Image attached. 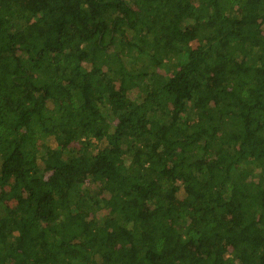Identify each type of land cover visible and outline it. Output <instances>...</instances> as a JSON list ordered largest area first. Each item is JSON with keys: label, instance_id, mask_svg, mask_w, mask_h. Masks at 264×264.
Returning a JSON list of instances; mask_svg holds the SVG:
<instances>
[{"label": "trees", "instance_id": "1", "mask_svg": "<svg viewBox=\"0 0 264 264\" xmlns=\"http://www.w3.org/2000/svg\"><path fill=\"white\" fill-rule=\"evenodd\" d=\"M0 264H264V0H0Z\"/></svg>", "mask_w": 264, "mask_h": 264}, {"label": "rangeland", "instance_id": "2", "mask_svg": "<svg viewBox=\"0 0 264 264\" xmlns=\"http://www.w3.org/2000/svg\"><path fill=\"white\" fill-rule=\"evenodd\" d=\"M34 4H32V6H33ZM192 46L195 48V49H199L200 48V45H199V43L197 42V41H193L192 42Z\"/></svg>", "mask_w": 264, "mask_h": 264}]
</instances>
